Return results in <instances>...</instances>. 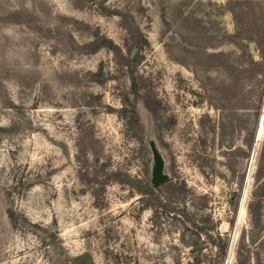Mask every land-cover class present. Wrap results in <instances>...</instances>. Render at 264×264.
Here are the masks:
<instances>
[{"label": "rangeland", "instance_id": "rangeland-1", "mask_svg": "<svg viewBox=\"0 0 264 264\" xmlns=\"http://www.w3.org/2000/svg\"><path fill=\"white\" fill-rule=\"evenodd\" d=\"M263 116L264 0H0V264H264Z\"/></svg>", "mask_w": 264, "mask_h": 264}, {"label": "water", "instance_id": "water-1", "mask_svg": "<svg viewBox=\"0 0 264 264\" xmlns=\"http://www.w3.org/2000/svg\"><path fill=\"white\" fill-rule=\"evenodd\" d=\"M262 121H264V116L261 119V122ZM168 178H169V174L164 172V160L162 156L159 154V152L156 149H154V167H153L151 182L153 185H160L166 180H168Z\"/></svg>", "mask_w": 264, "mask_h": 264}, {"label": "trees", "instance_id": "trees-1", "mask_svg": "<svg viewBox=\"0 0 264 264\" xmlns=\"http://www.w3.org/2000/svg\"><path fill=\"white\" fill-rule=\"evenodd\" d=\"M136 115H138V112H136ZM167 182V180L165 181V182H163L162 184H164V183H166ZM161 185V184H160ZM155 186H159V185H155ZM231 259L232 258H230V262H231Z\"/></svg>", "mask_w": 264, "mask_h": 264}, {"label": "bare ground", "instance_id": "bare-ground-1", "mask_svg": "<svg viewBox=\"0 0 264 264\" xmlns=\"http://www.w3.org/2000/svg\"><path fill=\"white\" fill-rule=\"evenodd\" d=\"M262 123V122H261ZM261 126V125H260ZM259 129H260V127L258 128V131H259ZM232 238H233V236H232ZM232 241V240H231ZM231 243V242H230ZM229 247H230V245H229Z\"/></svg>", "mask_w": 264, "mask_h": 264}]
</instances>
